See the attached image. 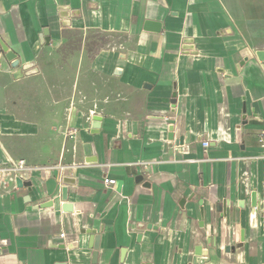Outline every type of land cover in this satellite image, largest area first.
<instances>
[{"label": "crops", "instance_id": "crops-1", "mask_svg": "<svg viewBox=\"0 0 264 264\" xmlns=\"http://www.w3.org/2000/svg\"><path fill=\"white\" fill-rule=\"evenodd\" d=\"M0 42V164L67 167L0 186V264H264V0H0Z\"/></svg>", "mask_w": 264, "mask_h": 264}, {"label": "built area", "instance_id": "built-area-1", "mask_svg": "<svg viewBox=\"0 0 264 264\" xmlns=\"http://www.w3.org/2000/svg\"><path fill=\"white\" fill-rule=\"evenodd\" d=\"M70 135V132H69ZM257 140L261 147L264 148V130H261L257 134ZM209 146L208 142H202L203 149H207ZM64 171L67 167L64 166H55V167H31L26 164L24 160H14L11 158L5 159L3 163L0 164V186L3 189L8 190L10 185L16 187V180L20 179L21 181L31 178V175L35 172H47L52 170ZM104 185L115 184V181L110 179H104ZM64 235H60V238H63Z\"/></svg>", "mask_w": 264, "mask_h": 264}, {"label": "water", "instance_id": "water-1", "mask_svg": "<svg viewBox=\"0 0 264 264\" xmlns=\"http://www.w3.org/2000/svg\"><path fill=\"white\" fill-rule=\"evenodd\" d=\"M145 27H146L145 29L149 30V31L157 32L159 30V25L155 24V23L148 22V23L145 24ZM0 47L2 49V52L6 54L7 58L9 59V61L14 60V55L12 53L8 52L7 47L1 42H0ZM256 56H257L259 61L264 62V51L257 52ZM95 121H98V120H95ZM16 185L18 187H23V186L27 187V186H29V183H23L20 179H18V180H16ZM66 193H67V190H66V188H64L62 190L63 200H66ZM253 204H254V196H253ZM255 208H256V206H255Z\"/></svg>", "mask_w": 264, "mask_h": 264}]
</instances>
